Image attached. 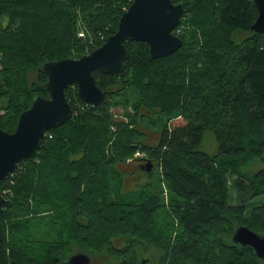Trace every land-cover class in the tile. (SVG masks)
Wrapping results in <instances>:
<instances>
[{"label":"trees","instance_id":"16d2710c","mask_svg":"<svg viewBox=\"0 0 264 264\" xmlns=\"http://www.w3.org/2000/svg\"><path fill=\"white\" fill-rule=\"evenodd\" d=\"M133 1L0 0V128L13 133L34 98L49 97L45 63L102 46ZM172 1L185 5L183 19L190 16L181 22L190 26L183 48L152 59L146 43L128 42L123 78L93 73L104 107L84 103L70 87L75 119L50 130L40 155L0 183L11 201L0 210V264H61L75 248L112 256L113 264H143L138 244L161 252L156 264H264L232 241L240 226L264 236V205L245 215L247 204L264 196V168L254 170L264 163V34L250 31L257 8L252 0ZM80 21L86 39L78 37ZM134 89L140 99L131 103ZM120 105L125 119L117 120L112 108ZM160 117L157 144L145 143L141 125ZM208 135L212 153L204 147ZM138 151L160 168L161 196L143 192L137 200L125 190L120 165ZM232 179L239 206L229 203ZM159 213L168 223L159 218L154 233ZM40 215L45 228L31 227ZM121 238L126 244L118 247Z\"/></svg>","mask_w":264,"mask_h":264},{"label":"water","instance_id":"95a60500","mask_svg":"<svg viewBox=\"0 0 264 264\" xmlns=\"http://www.w3.org/2000/svg\"><path fill=\"white\" fill-rule=\"evenodd\" d=\"M258 16L250 28L252 33L264 34V0H252ZM186 14L183 3L172 0H134L122 15L118 30L106 42L79 59L47 62L43 71L48 77L45 89L48 98L37 96L31 108L21 113L13 133L0 128V183L18 169L21 162L40 155L46 147L47 133L73 121L76 113L69 104L67 91L76 86L79 98L86 104L102 109L105 92L97 85L94 71L98 70L116 79L125 75V61L129 58L128 42L146 43L152 59L174 55L184 46L175 34ZM148 164L151 171L153 164ZM11 206V201L0 192V210ZM233 243L249 248L264 262V236L247 226H240L233 235ZM145 263V262H144ZM61 264H92L87 253H75Z\"/></svg>","mask_w":264,"mask_h":264},{"label":"rangeland","instance_id":"374dc122","mask_svg":"<svg viewBox=\"0 0 264 264\" xmlns=\"http://www.w3.org/2000/svg\"><path fill=\"white\" fill-rule=\"evenodd\" d=\"M133 3V2H132ZM131 6V5H130ZM189 15L187 14L186 17L184 19H189ZM183 19V21H184ZM182 21V22H183ZM83 24L87 27L86 23L83 22ZM183 24V23H182ZM189 24L185 23L183 25H181L179 27V30L177 29V31H175V34L181 38V36L187 31L189 30ZM80 34H84L85 37L83 39H86V30L85 27L82 25L81 21L79 22V31H78V37H80ZM204 40V39H203ZM235 40L237 42H241L243 40V35H239L237 38L235 37ZM221 50L222 51H226L225 57H227L228 53H229V48L226 44V40L225 41H221ZM219 49V48H218ZM220 50V49H219ZM27 51V50H26ZM87 51V50H86ZM231 55V53H230ZM232 56V55H231ZM225 61V59H224ZM4 63V57L1 54L0 55V71L3 69V64ZM171 66V65H169ZM182 69V66H179ZM222 68H226V63L223 64L221 66ZM185 71H188L189 67L184 66ZM37 73V72H36ZM157 72L153 71L152 72V77L154 78V80H157L156 74ZM176 79V77H175ZM27 80H28V87H30L32 89V83L35 82L33 81V75L32 74H28L27 75ZM179 80V79H178ZM176 80V81H178ZM219 85L224 87L225 84L223 82H219ZM3 86L0 87V89ZM6 90V89H5ZM128 99L129 101L132 102H136L139 101V94L138 91L134 89L131 91H128ZM195 107V106H193ZM113 112L115 113V117L117 120H122L125 119V112H124V108L120 105L112 108ZM128 112L131 113V108H129ZM6 112H4L3 110H0V116L5 115ZM165 123V119L164 117H160L155 119V122H151V121H146L145 123H143L141 125V131L143 133L146 134V140L145 143L150 144V145H155L158 142V131L161 129V127L164 125ZM204 147L208 152H214L215 151V140L211 135H208L205 138V143H204ZM141 153V152H140ZM144 154V153H142ZM135 155L128 159L127 162L123 165H120L121 171L125 174V190L130 192L131 194L136 196V199L139 200V196L143 193L146 192L147 194H155L157 196H161L162 191H164V183H163V176L162 173L160 171V168L158 166H156L155 168H152V174H147L146 172H144L141 167L139 166V164L137 162H133L131 163L132 160L135 159ZM264 168V163H256L255 164V171L263 169ZM230 184V190H229V203L232 206H239L241 204L240 199L238 198V192L237 190L233 187V179L231 180ZM9 186L6 187L4 189V192L7 193ZM119 189V188H118ZM164 199L167 202L169 197H167V194H164ZM165 202V203H166ZM264 205V196L258 197L255 200L251 201L250 203L247 204L246 206V217L249 218L251 212L253 211L254 208L259 207V206H263ZM45 217L43 216H38L35 219V222H33V226L31 225V227H39V228H45V222H39V221H44L41 220V218ZM159 218H162V220H166V216L163 213H159L158 214V224L156 226V229L154 230V233H157L159 231H161V227L159 226ZM168 223V220L165 224ZM175 227V226H174ZM47 229V228H46ZM48 230V229H47ZM175 234V232L172 234V236ZM233 241V240H232ZM114 243L118 246V247H122L126 244V240L125 239H117L116 241H114ZM133 243V242H131ZM144 247L140 246V249L142 250ZM150 254L147 253L146 254V258H151L154 259V264L157 263V261L155 260L160 254L161 252L156 249L155 247H150ZM75 253H85L82 252L79 248H75L74 249ZM93 258V263L92 264H113L116 260L112 257V256H101L99 257L98 255L92 257ZM158 260V259H157ZM117 262V261H116ZM145 262V261H144ZM143 262V263H144ZM156 262V263H155Z\"/></svg>","mask_w":264,"mask_h":264},{"label":"flooded vegetation","instance_id":"af4514ba","mask_svg":"<svg viewBox=\"0 0 264 264\" xmlns=\"http://www.w3.org/2000/svg\"><path fill=\"white\" fill-rule=\"evenodd\" d=\"M46 98H48V97H46ZM139 159H142V158H139ZM144 159H146L145 157H144ZM138 164H139V166L141 167V169L144 171V172H146L147 174H149L150 175V173H152V170L151 171H148V166L146 167V165H148L146 162H143V160H141V161H139V162H137ZM152 164H154L153 165V167L155 168V163H152ZM140 246H143L144 248L141 250L140 249ZM137 247H138V251H139V253H140V255H141V263H143L144 261L146 262V263H143V264H149V263H154V259H151V258H146L145 256H146V254L147 253H149L151 250H150V248H147V247H145L144 245H140V244H138L137 245ZM150 254V253H149ZM93 263V262H92Z\"/></svg>","mask_w":264,"mask_h":264},{"label":"built area","instance_id":"2783aa9c","mask_svg":"<svg viewBox=\"0 0 264 264\" xmlns=\"http://www.w3.org/2000/svg\"><path fill=\"white\" fill-rule=\"evenodd\" d=\"M85 37V35L84 34H80V38H84ZM135 158H140V157H143L144 156V154H142V153H140V152H137L136 154H135Z\"/></svg>","mask_w":264,"mask_h":264},{"label":"bare ground","instance_id":"6f19581e","mask_svg":"<svg viewBox=\"0 0 264 264\" xmlns=\"http://www.w3.org/2000/svg\"><path fill=\"white\" fill-rule=\"evenodd\" d=\"M44 98V97H43ZM233 238V237H232Z\"/></svg>","mask_w":264,"mask_h":264}]
</instances>
